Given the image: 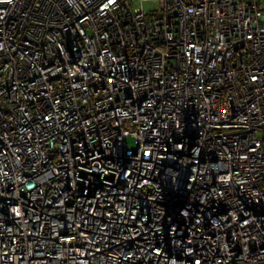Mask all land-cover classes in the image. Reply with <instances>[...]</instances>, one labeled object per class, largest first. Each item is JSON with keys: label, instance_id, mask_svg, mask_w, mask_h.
<instances>
[{"label": "built area", "instance_id": "1", "mask_svg": "<svg viewBox=\"0 0 264 264\" xmlns=\"http://www.w3.org/2000/svg\"><path fill=\"white\" fill-rule=\"evenodd\" d=\"M156 1L0 0V264H264L262 1Z\"/></svg>", "mask_w": 264, "mask_h": 264}, {"label": "rangeland", "instance_id": "2", "mask_svg": "<svg viewBox=\"0 0 264 264\" xmlns=\"http://www.w3.org/2000/svg\"><path fill=\"white\" fill-rule=\"evenodd\" d=\"M262 4L264 6V0H261ZM133 7L134 8H142L146 12H150L152 10L158 9V2L156 0H147V1H141V0H132ZM126 146L127 150L130 152H135L137 149V143L133 136H128L126 138Z\"/></svg>", "mask_w": 264, "mask_h": 264}]
</instances>
